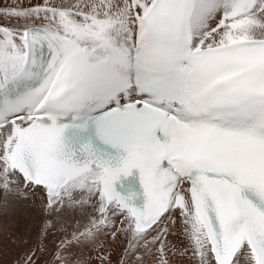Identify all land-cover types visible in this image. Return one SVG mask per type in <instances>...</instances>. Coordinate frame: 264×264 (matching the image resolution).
Here are the masks:
<instances>
[{"label": "snow or ice", "instance_id": "snow-or-ice-1", "mask_svg": "<svg viewBox=\"0 0 264 264\" xmlns=\"http://www.w3.org/2000/svg\"><path fill=\"white\" fill-rule=\"evenodd\" d=\"M20 205L11 264H264V0H0Z\"/></svg>", "mask_w": 264, "mask_h": 264}, {"label": "rangeland", "instance_id": "rangeland-1", "mask_svg": "<svg viewBox=\"0 0 264 264\" xmlns=\"http://www.w3.org/2000/svg\"><path fill=\"white\" fill-rule=\"evenodd\" d=\"M33 210L30 208H26L23 205L18 206L17 208L12 210V215L13 218L19 221H23L24 217L26 214L32 212ZM11 215V216H12ZM12 217H6L3 213V209L0 208V264H11V261H9L10 259H8V256L10 255V252L7 253V259L5 258V252H4V235H3V225L6 221H8L9 219H13ZM82 248V247H81ZM5 253V254H4ZM3 259V260H2ZM93 259V257H92ZM91 259V260H92ZM7 260V261H5ZM4 261V262H3ZM9 261V262H8ZM92 264V263H91Z\"/></svg>", "mask_w": 264, "mask_h": 264}, {"label": "bare ground", "instance_id": "bare-ground-1", "mask_svg": "<svg viewBox=\"0 0 264 264\" xmlns=\"http://www.w3.org/2000/svg\"><path fill=\"white\" fill-rule=\"evenodd\" d=\"M13 218V215L11 216ZM14 219V218H13ZM4 244V243H3ZM4 250V249H3ZM75 255L77 257H82V258H89V257H93V259L90 261V264H97V261L94 259L95 253L89 248V247H77L75 250ZM10 252V251H9ZM5 254V253H4ZM5 258L7 259V254H5ZM8 259H10L9 261H11L12 257H11V252L10 255L8 256ZM3 260V259H2ZM7 261V260H5ZM8 261V262H9ZM4 262V261H3Z\"/></svg>", "mask_w": 264, "mask_h": 264}]
</instances>
